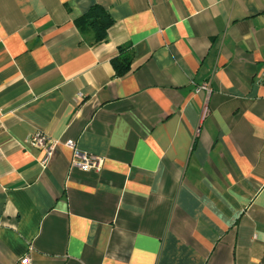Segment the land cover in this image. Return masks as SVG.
Instances as JSON below:
<instances>
[{
  "label": "crops",
  "instance_id": "crops-1",
  "mask_svg": "<svg viewBox=\"0 0 264 264\" xmlns=\"http://www.w3.org/2000/svg\"><path fill=\"white\" fill-rule=\"evenodd\" d=\"M27 256L264 264V0H0V264Z\"/></svg>",
  "mask_w": 264,
  "mask_h": 264
},
{
  "label": "built area",
  "instance_id": "built-area-1",
  "mask_svg": "<svg viewBox=\"0 0 264 264\" xmlns=\"http://www.w3.org/2000/svg\"><path fill=\"white\" fill-rule=\"evenodd\" d=\"M213 91L210 82L203 83L196 87V93L207 92L210 94ZM199 135V131L197 133ZM29 143L37 148L45 150L46 156L44 159V166L47 165L50 158L53 156L54 150L60 142L54 141L42 132H37L29 138ZM64 145L72 149L74 152L71 161V167L80 170L81 172L88 173L91 171H99L103 164V158L80 151L73 140L64 142ZM21 264H31L29 256L21 260Z\"/></svg>",
  "mask_w": 264,
  "mask_h": 264
},
{
  "label": "trees",
  "instance_id": "trees-1",
  "mask_svg": "<svg viewBox=\"0 0 264 264\" xmlns=\"http://www.w3.org/2000/svg\"><path fill=\"white\" fill-rule=\"evenodd\" d=\"M75 22L80 30H92L94 32V44L96 45L107 41L108 31L114 24L109 12L97 5L77 18ZM112 65L118 77L126 75L131 70V54L121 48L120 54L112 59Z\"/></svg>",
  "mask_w": 264,
  "mask_h": 264
}]
</instances>
